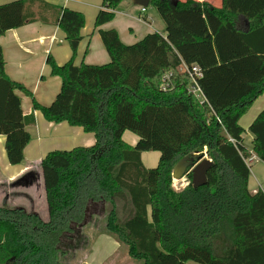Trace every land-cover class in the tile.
I'll use <instances>...</instances> for the list:
<instances>
[{"label":"trees","instance_id":"trees-1","mask_svg":"<svg viewBox=\"0 0 264 264\" xmlns=\"http://www.w3.org/2000/svg\"><path fill=\"white\" fill-rule=\"evenodd\" d=\"M124 0H103L94 27L114 19ZM31 0L0 6V36L38 21ZM163 34H147L124 45L114 30H99L110 62L74 66L81 13L62 8L57 26L71 49L62 66L48 58L60 78L54 102L44 108L50 123L66 122L93 134L91 147L53 151L41 160L48 219L22 208L0 206V264H62L63 238L83 225L88 205L106 204L98 234L124 246L140 264H264V189L249 186L254 155L264 164V109L248 128L251 151L243 145L240 118L264 93V0H220L215 7L194 0H149ZM0 47V135L9 165L24 161L33 124L21 110L20 91L5 74ZM197 66L203 101L188 94L191 77L181 67ZM170 86L161 91L162 78ZM124 132L138 140L129 146ZM158 152L155 168L141 154ZM212 165L206 184L194 189L191 175L172 190V170L184 157L203 156Z\"/></svg>","mask_w":264,"mask_h":264},{"label":"crops","instance_id":"crops-1","mask_svg":"<svg viewBox=\"0 0 264 264\" xmlns=\"http://www.w3.org/2000/svg\"><path fill=\"white\" fill-rule=\"evenodd\" d=\"M18 0H0V6ZM29 10L37 14L38 21L28 23L18 29L7 31L0 36V47L4 60V70L8 79L22 86L30 95L16 91L21 100V110L27 120L33 119V124L25 127L30 136V141L24 148V161L20 165L11 166L8 164L4 150L5 138L0 135V186L11 185L19 178L35 175L36 188L41 190V197L45 199L42 173L40 170L41 160L53 151H70L77 147H91L95 143L93 134L85 133L80 127H71L66 122L53 124L47 122L40 111L33 109V101L41 107L50 106L61 88V80L52 76L46 61L51 58L57 66L66 64L72 56L71 49L66 41L64 33L57 26L60 9L67 8L79 12L84 17V27L80 31L81 41L78 44L73 64L103 66L110 62V58L104 49L99 30H114L117 32L120 41L124 45H133L140 41L147 34L154 32L163 34L164 26H161L154 14H151L147 7L144 12L131 0H124L115 11L114 19L99 28L94 27L95 17L101 9L103 0H31ZM186 1V0H179ZM208 2L215 7L220 6V0H194ZM264 109V93L258 97L250 106L248 111L240 118L238 124L244 130L243 145L251 151L253 137L248 131L249 126ZM129 132H124L122 140L129 146H134L138 138ZM141 154V163L146 169L155 168V160L144 164ZM158 153V152H156ZM159 155V153H158ZM253 161L250 166L259 165L260 174H251L255 181L252 186L253 193L256 189H264V164L252 155ZM159 160V157H158ZM158 164V161H157ZM251 176V178H252ZM250 178V180H251ZM32 186V180L28 181V187ZM31 189V188H30ZM46 203V202H45ZM6 205V203H5ZM102 204H89L86 214V225H90L93 217L101 215ZM106 205V204H105ZM96 206V211L92 210ZM21 208V207H14ZM36 214V212H34ZM42 220V216L39 214ZM46 217L48 219L47 208ZM77 229V228H76ZM91 230L94 231L92 228ZM99 232V231H98ZM106 238L110 249L100 263L106 264L113 260L120 250L119 244L106 234H97L98 241ZM94 252L91 253L93 255ZM91 255L82 259L80 264H94L90 262Z\"/></svg>","mask_w":264,"mask_h":264},{"label":"rangeland","instance_id":"rangeland-1","mask_svg":"<svg viewBox=\"0 0 264 264\" xmlns=\"http://www.w3.org/2000/svg\"><path fill=\"white\" fill-rule=\"evenodd\" d=\"M151 14L156 16L159 24L163 26V23L158 17V14L153 8H150ZM128 136L133 135L128 133ZM158 153L151 152L148 155H144L143 161L144 164L147 165L149 161L155 160L156 163L154 167L157 166L158 161ZM150 163V162H149ZM260 174L259 165L255 164L252 166L251 174ZM252 176V175H251ZM36 176L33 175L31 178L29 176H24L19 178L16 182L11 185H1L0 186V206L7 208L21 207L27 212H36V215L39 214L42 216V221H47L46 217V203L45 199L41 197V190L36 188ZM32 180V186L28 187V181ZM255 184L253 176L250 180V185ZM173 190V189H172ZM6 203V205H5ZM101 207V215L97 217H93L90 225L84 228L82 227L86 225V219L83 225L78 226L74 233L70 236L63 238L62 243L60 245V261L62 264H80L82 259L86 260V257L91 255L89 258L94 264H99L102 257L109 252V241L104 238L100 241L97 239L98 231L104 229L106 215L109 211V206L102 204ZM96 211V206L92 209ZM35 214V213H34ZM39 217V216H38ZM94 229L91 230V229ZM103 263V262H102ZM101 263V264H102ZM106 264H140L137 261L131 260L128 255L126 248L122 246L118 251V254L115 256L113 260H110Z\"/></svg>","mask_w":264,"mask_h":264},{"label":"water","instance_id":"water-1","mask_svg":"<svg viewBox=\"0 0 264 264\" xmlns=\"http://www.w3.org/2000/svg\"><path fill=\"white\" fill-rule=\"evenodd\" d=\"M136 6L146 9L149 6V0H131ZM212 163L206 158H198L196 161L194 157H184L179 160L173 167L172 180H181L186 171L191 170V186L194 189L202 187L206 184V172L211 167Z\"/></svg>","mask_w":264,"mask_h":264},{"label":"built area","instance_id":"built-area-1","mask_svg":"<svg viewBox=\"0 0 264 264\" xmlns=\"http://www.w3.org/2000/svg\"><path fill=\"white\" fill-rule=\"evenodd\" d=\"M144 10L145 9H141L142 12H144ZM178 70L181 72H184V71L187 72L189 74V76L191 77L192 82L187 89L188 94L194 96L200 102L203 101L202 93L199 90L198 85H197V80L202 78L201 70L197 66H192L190 68L181 67ZM170 77H171V73H167L163 76L162 84L160 86L161 91H167L169 89ZM203 158H206L205 154H204ZM252 161H253V158H250L247 160L246 163L248 164V166H251ZM191 170H192V168L188 169L186 171L185 176L181 180H179V181L173 180L172 189L175 193H180L188 185V183H189L188 177H189V175H191Z\"/></svg>","mask_w":264,"mask_h":264}]
</instances>
